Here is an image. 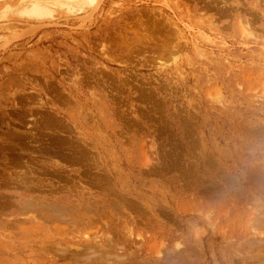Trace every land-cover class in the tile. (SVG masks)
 <instances>
[{"label":"rangeland","instance_id":"1","mask_svg":"<svg viewBox=\"0 0 264 264\" xmlns=\"http://www.w3.org/2000/svg\"><path fill=\"white\" fill-rule=\"evenodd\" d=\"M20 3L0 0V264H264V0Z\"/></svg>","mask_w":264,"mask_h":264},{"label":"bare ground","instance_id":"2","mask_svg":"<svg viewBox=\"0 0 264 264\" xmlns=\"http://www.w3.org/2000/svg\"><path fill=\"white\" fill-rule=\"evenodd\" d=\"M99 0H21V3L19 5L18 9V13L20 16H25L26 18L30 17V18H43V17H47V16H51V12L52 11V7L50 6H56L58 5V7L62 8L63 11H65L67 14L71 13V14H78L83 12L87 7H93L95 5L98 4ZM19 2V1H18ZM87 5V7H86ZM85 6V7H84ZM10 7V6H9ZM8 8V7H7ZM52 8V9H51ZM11 10V9H8ZM16 11V10H15ZM56 11V10H55ZM16 12V13H17ZM53 15V14H52ZM37 21V20H36ZM249 22V21H248ZM244 31V30H243ZM260 179V178H259ZM262 179V178H261ZM260 179V180H261ZM259 180V181H260ZM262 181V180H261ZM264 181V180H263ZM235 189V188H234ZM261 207V206H260ZM27 209V208H26ZM25 210V209H24ZM261 211V210H260ZM60 213V212H59ZM60 215V214H59ZM261 221V220H260ZM263 225V223H262ZM258 226V224H257ZM260 226V225H259ZM256 229V228H255ZM259 229V228H258ZM257 229V230H258ZM259 231V230H258ZM261 234V232H260ZM259 234V235H260ZM264 236V233L261 234ZM261 235L259 237H261ZM261 243V241H259ZM177 246V245H176ZM180 247V246H177ZM96 254V252H95ZM94 254V255H95ZM89 259V258H88ZM175 259V258H173ZM177 261V260H176ZM174 263V262H173ZM171 263V264H173Z\"/></svg>","mask_w":264,"mask_h":264}]
</instances>
